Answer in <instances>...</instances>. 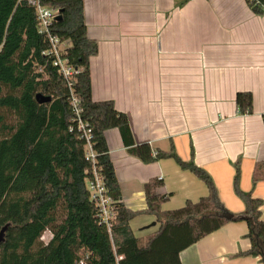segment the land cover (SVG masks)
Returning <instances> with one entry per match:
<instances>
[{
    "label": "trees",
    "instance_id": "1",
    "mask_svg": "<svg viewBox=\"0 0 264 264\" xmlns=\"http://www.w3.org/2000/svg\"><path fill=\"white\" fill-rule=\"evenodd\" d=\"M59 8L61 20L52 31L70 42L65 54L77 70L74 93L81 119L92 131L95 158L87 157V141L78 128L71 107L70 88L54 65L48 39L39 32L35 9L25 0H0V264H182L181 254L232 221L246 220L252 246L243 257H260L264 264L263 201L239 186L237 165L235 191L245 204L235 220L221 202L211 175L194 160L184 161L174 148L164 151L149 143L135 142L129 119L113 101L92 97L90 60L98 43L88 37L84 0H43ZM251 10L264 14V0H248ZM51 98L40 104L37 95ZM236 105L241 115L253 114V95L239 92ZM264 120V115H263ZM119 129L132 156L145 164L174 160L208 189L198 201L188 200L178 209L163 210L170 195L155 178L145 185L147 208L134 212L121 200L122 192L110 156L106 132ZM102 179L115 206L110 227L100 220L89 182L94 173ZM253 185L264 180V162L255 166ZM152 215L159 229L141 240L130 222ZM232 214V213H231ZM50 231L52 239L42 238Z\"/></svg>",
    "mask_w": 264,
    "mask_h": 264
},
{
    "label": "crops",
    "instance_id": "2",
    "mask_svg": "<svg viewBox=\"0 0 264 264\" xmlns=\"http://www.w3.org/2000/svg\"><path fill=\"white\" fill-rule=\"evenodd\" d=\"M84 4L88 37L98 43L90 60L93 100L113 101L127 115L137 144L174 148L182 160L193 159L211 175L227 210L242 215L246 207L235 191L238 165L239 186L263 201L264 221V180L255 186L252 180L256 164L264 162V14H255L248 0ZM239 92L252 93L253 114L239 113ZM105 135L121 200L131 211L146 210L145 185L155 178L164 183L159 194H171L163 210L208 194L206 184L174 160L145 164L129 154L119 129ZM130 225L138 238L160 226L145 214ZM248 232L246 220L229 222L185 250L182 264H263L260 257L239 255L251 244L231 249Z\"/></svg>",
    "mask_w": 264,
    "mask_h": 264
},
{
    "label": "built area",
    "instance_id": "3",
    "mask_svg": "<svg viewBox=\"0 0 264 264\" xmlns=\"http://www.w3.org/2000/svg\"><path fill=\"white\" fill-rule=\"evenodd\" d=\"M25 1L35 9L38 18L39 32L44 35L50 43V49L45 52L44 55L52 56L54 58V65L59 69V73L63 76L70 88L71 107L78 120V128L82 131L83 136L87 141V157L94 159L95 154L91 145L92 131L81 119L79 100L77 99L73 89L74 78L77 70L70 66L68 64V60L65 58L70 42L62 41L60 38L55 36L52 31L53 24L57 21V17L60 15V10L59 8L44 4L43 0ZM89 190L92 199L95 201L100 210L99 217L101 222L110 227L115 219V200L106 194L103 181L96 172L94 173V179L89 182ZM80 264H86L85 260H82Z\"/></svg>",
    "mask_w": 264,
    "mask_h": 264
},
{
    "label": "rangeland",
    "instance_id": "4",
    "mask_svg": "<svg viewBox=\"0 0 264 264\" xmlns=\"http://www.w3.org/2000/svg\"><path fill=\"white\" fill-rule=\"evenodd\" d=\"M181 207H183V206H180L178 208H181ZM178 208H174V209H178ZM174 209H168V210H174ZM165 210H167V209H165ZM50 236H52L51 232L50 231H46L44 233V235H43V238H42L43 242L44 243H47L48 240H49V238H50ZM140 239L142 241L145 240V238H140ZM232 243L233 244H232V248L231 249H234V251H240L241 249H244V247H247L246 249H248V247L250 246V244L252 245L251 240L249 238H247V239L233 240ZM205 244L206 243H204V246H205ZM216 253H217L218 256H222V253L223 252L219 248H217L216 249ZM237 264H243V263L238 262ZM246 264H249V263H246Z\"/></svg>",
    "mask_w": 264,
    "mask_h": 264
},
{
    "label": "water",
    "instance_id": "5",
    "mask_svg": "<svg viewBox=\"0 0 264 264\" xmlns=\"http://www.w3.org/2000/svg\"><path fill=\"white\" fill-rule=\"evenodd\" d=\"M62 19V15H59L57 17V20H61ZM37 101L40 103V104H43V103H46V102H50L51 101V98H46L44 97L42 94H38L37 95ZM229 220H235V216L233 214H227L226 216ZM6 230H7V226L5 228H3V230L0 232V243L4 242L5 241V233H6Z\"/></svg>",
    "mask_w": 264,
    "mask_h": 264
}]
</instances>
